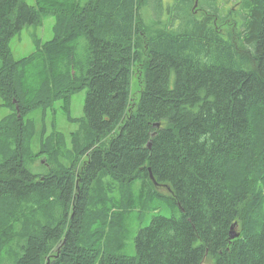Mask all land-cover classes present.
I'll return each instance as SVG.
<instances>
[{"label":"trees","instance_id":"obj_1","mask_svg":"<svg viewBox=\"0 0 264 264\" xmlns=\"http://www.w3.org/2000/svg\"><path fill=\"white\" fill-rule=\"evenodd\" d=\"M34 1L0 0V264H264V0H175L171 29L147 0ZM50 16L15 60L10 41ZM56 104L76 131L47 132ZM153 197L171 216L120 254Z\"/></svg>","mask_w":264,"mask_h":264},{"label":"rangeland","instance_id":"obj_2","mask_svg":"<svg viewBox=\"0 0 264 264\" xmlns=\"http://www.w3.org/2000/svg\"><path fill=\"white\" fill-rule=\"evenodd\" d=\"M28 5L34 6V0H25ZM175 0H147V6L142 15L145 17V20L148 23L152 21L159 25V21L156 19L157 14L159 17L165 21L166 27L168 29L180 27V20L175 18L173 20L172 14L167 16L166 10L169 7L172 9V2ZM225 4L221 6V9L225 15L228 14H237L240 12L238 8L239 3L232 0H222ZM201 7H206V4H209V1H206V4L199 0ZM163 8V11L160 12L156 8ZM198 8V7H197ZM163 14V15H162ZM156 15V16H155ZM168 17V18H166ZM54 25L53 17H45L42 19L41 24L36 26H26L10 41V51L15 60L21 59L22 57L29 56L30 54L36 51L35 42L39 41L40 43H45L49 41L52 37V27ZM135 80L132 82V89H135ZM86 92L84 90L80 93L75 94L71 100L70 112L73 118H81L83 116V107L86 99ZM2 104L0 99V105ZM56 112L54 114L49 113L47 118V132H50V123L55 124L56 129L62 133L69 134L77 130V126L74 124L68 123L66 117L59 110V104H56ZM17 109V108H16ZM18 110V109H17ZM8 111L0 106V119L5 116ZM43 162V161H40ZM39 161L35 162V167L40 164ZM137 189H140V186L135 187L134 195L137 193ZM162 193H165L164 188L161 189ZM115 198L118 197V191H114ZM145 205H137V208L128 216L125 222V234L123 240V247L119 251L120 254L125 256H135L136 250L134 246V237L136 232L140 228H145L150 224V221L156 217L169 218L171 216V208L169 205L159 197H153ZM20 225V224H19ZM207 264V263H206Z\"/></svg>","mask_w":264,"mask_h":264},{"label":"water","instance_id":"obj_3","mask_svg":"<svg viewBox=\"0 0 264 264\" xmlns=\"http://www.w3.org/2000/svg\"><path fill=\"white\" fill-rule=\"evenodd\" d=\"M197 6V0H195V7ZM156 126H158V124H156ZM150 145L148 144V147H149ZM148 171H150V170H148ZM149 177H150V180L152 181V183L154 184V185H156V183H155V181H154V179H153V177H152V175L151 174H149ZM238 236H239V234H234L233 232H230V238L231 239H235V238H238Z\"/></svg>","mask_w":264,"mask_h":264},{"label":"bare ground","instance_id":"obj_4","mask_svg":"<svg viewBox=\"0 0 264 264\" xmlns=\"http://www.w3.org/2000/svg\"><path fill=\"white\" fill-rule=\"evenodd\" d=\"M87 1H88V0H87ZM87 1H86V2H87Z\"/></svg>","mask_w":264,"mask_h":264}]
</instances>
